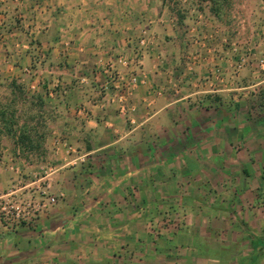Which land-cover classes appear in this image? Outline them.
<instances>
[{"label": "crops", "instance_id": "0c3cea01", "mask_svg": "<svg viewBox=\"0 0 264 264\" xmlns=\"http://www.w3.org/2000/svg\"><path fill=\"white\" fill-rule=\"evenodd\" d=\"M245 33L248 62L235 70L218 40L183 42L167 0H0V82L13 99L17 86L31 97L42 116L30 127L46 131L44 161L0 135V196L11 187L58 196L35 222L0 217V264H260L261 175L251 170L263 158L245 146L264 142L247 137L251 125L264 130L255 117L264 110V31ZM136 54L131 67L106 69ZM139 69L145 79L120 115L112 77Z\"/></svg>", "mask_w": 264, "mask_h": 264}, {"label": "rangeland", "instance_id": "374dc122", "mask_svg": "<svg viewBox=\"0 0 264 264\" xmlns=\"http://www.w3.org/2000/svg\"><path fill=\"white\" fill-rule=\"evenodd\" d=\"M264 0H230V4L223 6L221 8L219 15L217 16L213 10V4L210 1L205 0H167L168 9L171 10L174 16V24L180 30V36L184 43L192 44L195 37H199L204 46L208 43L219 41L223 45L229 48V52L232 51V47L236 46L241 48L243 46L242 38L246 34L245 32L254 33V35L261 37L264 31V25L258 20L264 19L263 16H260L258 19L253 17H248L243 15V7L255 5V8L259 10L257 14L262 13L260 5ZM259 2V4H258ZM262 5V4H261ZM260 7V8H259ZM193 10H197L202 14L201 23L197 24L196 16ZM264 12V11H263ZM184 18H181V16ZM244 19V22H243ZM256 19V20H255ZM195 30L193 31V28ZM244 27V28H243ZM196 32V33H195ZM194 33V35H193ZM197 34V35H196ZM196 35V36H195ZM188 46V45H187ZM202 46V47H204ZM248 53V52H244ZM193 50L187 51V58L193 55ZM233 60L237 59L236 55H232ZM31 97L25 94V91L19 93L17 99L13 100V95L11 94V85L8 83L0 82V108L4 107L8 111L16 109V116L19 122H23L25 119H28L29 116L37 114L38 110L32 108H37L31 105ZM231 103V102H230ZM38 105V104H37ZM210 105L219 106L218 101L213 100ZM248 120H254L252 115H247ZM258 119L264 121V110L261 109L256 116ZM33 122L36 120H32ZM252 124V123H251ZM252 126V127H251ZM251 129L247 131V134L250 135L247 137H252L258 142L264 140V130L258 129L256 126L251 125ZM255 142V143H256ZM246 154H256L258 153V159L262 157L263 159L255 163V169H252V173L257 177L261 175V189L260 193H255L254 196L256 199V204L261 206V209L258 211V220H256L255 230L264 236V142L260 141L256 143L255 146L247 145L245 146ZM3 151L0 146V155ZM16 166L15 163H5V166L11 172L14 169L10 167ZM15 189L13 187L8 190ZM261 260L260 264H264V251H261ZM248 263V262H247Z\"/></svg>", "mask_w": 264, "mask_h": 264}, {"label": "built area", "instance_id": "2783aa9c", "mask_svg": "<svg viewBox=\"0 0 264 264\" xmlns=\"http://www.w3.org/2000/svg\"><path fill=\"white\" fill-rule=\"evenodd\" d=\"M196 16L197 24L201 23L202 14L197 10H193ZM196 27L193 28V31ZM149 35L147 30L142 32V37L140 40L141 46L148 45ZM194 45L204 46L203 41L199 37H195L193 40ZM232 55H236L237 59L235 61L232 58ZM248 54L241 53L239 48L236 46L232 47V51H230L229 57H227L228 62L231 67L235 70L242 69L248 62ZM193 59H196V55L192 56ZM138 60V54L133 58H126L124 56H118L117 61L111 62L106 66V69L113 73L116 69V64H122L126 67H131L135 65ZM261 66H264V58L261 59ZM221 69L216 68L215 71L212 72L210 77L213 79L221 80L222 77ZM145 72L142 69L132 70L128 76H123L118 74L117 77H112V80L116 81V92L111 96V101L115 103L116 109L120 115L126 116L128 113V99L131 96L133 89L139 83L144 81ZM110 81L105 82L99 89V95L101 98H105L110 95L111 91ZM67 148L69 150H73L71 145L67 144ZM58 200L57 195H52L47 192H43L42 198L35 199L34 197H21L18 195L16 189L8 190L0 196V217L5 218L7 220H15V221H28L35 222L39 217L40 213L45 211L47 208L55 204Z\"/></svg>", "mask_w": 264, "mask_h": 264}, {"label": "trees", "instance_id": "16d2710c", "mask_svg": "<svg viewBox=\"0 0 264 264\" xmlns=\"http://www.w3.org/2000/svg\"><path fill=\"white\" fill-rule=\"evenodd\" d=\"M205 1H210L213 4L212 5L213 10L217 16L219 15V12L221 8H223V6H227L228 4H230V0H205ZM181 18H184V16L182 15ZM16 88L20 91V93L24 91L18 86ZM12 101H15V99H13ZM36 104H39V102H37ZM41 116L42 115L38 114L37 112V114L33 116L31 115L28 117V119H25L20 128L18 127L14 129L13 125L19 122L16 116V110L13 109L8 111L5 108V110L1 112L2 121L4 123V130L0 129V135L3 132L13 135L15 138L16 149L18 150L19 154L21 156H24L26 159H28V155L33 153V154H37V157H39V161L45 160L44 158L45 148L43 142L45 139L46 131L41 128H35V127L31 128L30 127L31 124L29 123L33 119L36 120L37 123H39ZM37 125L40 126V124Z\"/></svg>", "mask_w": 264, "mask_h": 264}]
</instances>
